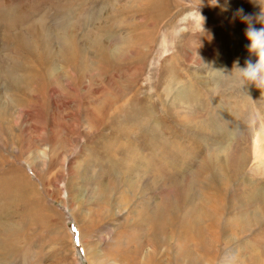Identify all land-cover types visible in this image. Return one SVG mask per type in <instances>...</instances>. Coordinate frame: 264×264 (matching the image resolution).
I'll return each mask as SVG.
<instances>
[{
	"label": "rangeland",
	"instance_id": "374dc122",
	"mask_svg": "<svg viewBox=\"0 0 264 264\" xmlns=\"http://www.w3.org/2000/svg\"><path fill=\"white\" fill-rule=\"evenodd\" d=\"M214 3L0 0V264H92L89 251L121 264L115 239L135 235L151 206L176 207L171 234L191 223L196 250L200 218L217 217L209 193L224 202L217 255L174 238L173 264L264 252V214L251 217L264 187L254 150H264V89L240 87L239 72L257 61L240 14L259 30L264 0Z\"/></svg>",
	"mask_w": 264,
	"mask_h": 264
},
{
	"label": "bare ground",
	"instance_id": "6f19581e",
	"mask_svg": "<svg viewBox=\"0 0 264 264\" xmlns=\"http://www.w3.org/2000/svg\"><path fill=\"white\" fill-rule=\"evenodd\" d=\"M26 19V18H25ZM23 20V19H22ZM34 28V27H33ZM26 30V29H24ZM35 30V29H34ZM34 32V31H33ZM26 34V32H25ZM4 55V54H3ZM8 56V55H7ZM3 57V56H2ZM4 61V60H3ZM4 63V62H3ZM2 70V69H1ZM6 70V69H4ZM12 70V69H11ZM3 71V70H2ZM258 140V139H257ZM127 146V145H126ZM255 147V144H253V148ZM120 150V149H118ZM255 153L257 155V159L259 161V163L261 162V159L264 157V150L263 148H260L259 145L258 147H256L255 149ZM117 151V150H115ZM120 152V151H119ZM147 152V151H146ZM81 153V152H80ZM150 154V153H148ZM112 155V154H111ZM108 156V155H107ZM155 156V155H154ZM109 157V156H108ZM111 157V156H110ZM146 157V155L144 156ZM143 158V157H142ZM116 159V158H115ZM2 160V159H1ZM3 162V161H2ZM150 162V161H149ZM117 163V162H116ZM120 163V162H119ZM117 163V164H119ZM1 164V163H0ZM242 164V163H241ZM108 166V165H107ZM19 168V165L18 167ZM263 169H264V166H263ZM133 170V169H132ZM14 171V170H12ZM15 172V171H14ZM18 172V171H17ZM115 172V171H114ZM131 172V171H130ZM12 173V172H11ZM107 174V173H106ZM128 174V173H127ZM135 174V173H134ZM132 176V175H131ZM137 176V175H136ZM11 177V176H10ZM140 179V178H139ZM14 181V179H12ZM17 181V180H16ZM133 181V180H132ZM142 181V180H141ZM139 183V182H138ZM150 182H145V185L149 188L151 187V185L149 184ZM141 184V183H140ZM153 184V183H152ZM36 189L34 188V191ZM39 191V190H38ZM6 194V192H5ZM10 194V193H9ZM7 195V194H6ZM22 198H23V194L21 195ZM34 195H28L26 196L25 198L26 199H31V198H34L33 197ZM36 196V195H35ZM255 196L257 198H259V206L258 207H254V210L252 212V216L251 217H256L258 218V216L264 214V187H261L256 193H255ZM160 197V196H158ZM205 199L207 200V202L209 203V206L207 207L209 210H212V212H210L213 216H215V214L217 215L216 218L210 220L212 217L211 215L207 214L203 217H201L200 219L204 218L205 220H208V223L206 224V226L203 228L202 224H201V227L203 228L201 230V236H200V241L202 240V245H201V248H196L195 250V246H197L196 242H197V239L195 237V235L197 234V231H194V227L192 226L191 223H188L186 228L184 230H182L181 232H178L177 234H171L172 233V228H170L171 226V223H172V219H170L168 216H166V213H171V215L173 214L172 212H174V208L176 207H165V212L161 213V212H157L158 210L156 208H154L153 206H151L149 209H148V216H141L139 218L136 219L137 221V226L140 228L139 230H137V233L134 235V234H130V235H133V236H130L129 238L125 237L124 239V242H123V239H115V244H118L120 243L121 246H119L117 249L114 250V253L115 255H120L121 257V261L122 263L121 264H158V255L160 254H156L155 255V252H156V248L155 247V244H154V240H165L166 241H163V244H164V251H163V254H164V257H165V261L161 264H173L169 254V251H170V246L172 244V241L174 240V238L177 239L178 244H174V246L179 249V250H184L185 252H189L191 255L195 252H199L200 255H204L206 253H208L210 255V252L213 251V253L211 255H217V252H215L214 250L216 249V243H218L220 241V235L218 233V226L219 224L217 225L218 221L220 220V217L222 215V213H219L217 212V205H221L223 206L224 202H221V198L218 197V195L214 194V193H209V194H206L205 196ZM171 201V200H170ZM32 201H30L31 203ZM34 202V200H33ZM156 202V201H155ZM162 202V201H161ZM167 202V201H166ZM159 204V203H158ZM160 205V204H159ZM166 206V204H165ZM29 207H32V205L29 204ZM26 208V207H25ZM28 210V209H27ZM29 210H31V208H29ZM177 210V209H176ZM175 210V211H176ZM28 212V211H27ZM32 212V211H31ZM34 213V212H33ZM178 214V213H177ZM35 215V213H34ZM86 218H88V215L85 214L84 215ZM174 217V215H172ZM177 216V215H175ZM77 218V217H76ZM84 218V219H86ZM263 218V217H262ZM82 218H80L79 221H81ZM90 219V218H89ZM264 219V218H263ZM10 220V219H9ZM135 221V220H134ZM78 222V220H77ZM83 222V221H82ZM126 222V221H125ZM167 222V229L166 230H161L160 227L157 228L158 225L160 224H164ZM233 223V225L236 223L234 222H231L229 223V225H231ZM9 224V223H8ZM10 224H13V223H10ZM80 228H84V227H87L85 226L84 224V227L78 222ZM249 224V223H248ZM90 225V224H89ZM132 225V224H131ZM12 226V225H11ZM60 226V225H58ZM135 226V225H134ZM133 226V228H134ZM162 226V225H161ZM221 226V224H220ZM10 227V226H9ZM14 227V226H13ZM233 227V226H232ZM1 228V227H0ZM6 228V227H4ZM79 228L80 230V234L83 235V232L81 231V229ZM93 228V227H92ZM90 228V229H92ZM220 228V227H219ZM227 229L228 226H226ZM234 228V227H233ZM10 229V228H9ZM89 229V230H90ZM116 229V228H115ZM60 230V229H59ZM117 230V229H116ZM135 230V229H134ZM62 231V230H61ZM86 232V231H85ZM176 232V231H175ZM230 233V231H227ZM226 232V233H227ZM111 233V232H110ZM115 233V232H114ZM113 233V234H114ZM119 233V232H117ZM204 233H206L204 235ZM224 233L223 235V240H228L230 238V236H227V234ZM116 234V233H115ZM114 234V235H115ZM231 234V233H230ZM92 235V234H90ZM112 235V236H114ZM122 235V233H121ZM88 236V235H87ZM117 236V235H116ZM203 236V238H201ZM234 236V234H233ZM123 237V235H122ZM8 238V237H7ZM68 239V238H67ZM4 240V239H3ZM88 240V239H87ZM91 240V239H89ZM93 238H92V241L93 242ZM5 241L6 238H5ZM65 242V241H64ZM137 243H141V244H144V243H147L148 246H147V251H143L141 252L140 254H138V256L136 255V252H137V249L139 250L140 248L139 247H135V244ZM89 244V243H88ZM96 244V243H95ZM98 244V242H97ZM162 244V243H161ZM123 245L126 246V248L124 249L123 248ZM160 245V243H158V246ZM116 245L112 244L111 247H115ZM199 246V245H198ZM1 247V246H0ZM135 247V248H134ZM2 248V247H1ZM93 249V248H92ZM141 250V249H140ZM129 251L126 255L125 253ZM62 252V251H61ZM133 254V255H132ZM88 255H91V262L92 264H97V262L95 261V258L93 257V253L92 252H88ZM129 255H132V257L128 258ZM207 255V254H206ZM17 259V258H16ZM152 259H153V262H152ZM14 263V261H13ZM228 264H232L231 262H228ZM238 264H264V252H260V251H251L248 253L247 257L244 258L243 260H241Z\"/></svg>",
	"mask_w": 264,
	"mask_h": 264
},
{
	"label": "clouds",
	"instance_id": "9594fccd",
	"mask_svg": "<svg viewBox=\"0 0 264 264\" xmlns=\"http://www.w3.org/2000/svg\"><path fill=\"white\" fill-rule=\"evenodd\" d=\"M214 4L220 6L222 10H226L227 0H224V4H218V0H215ZM240 13L242 10H237V14ZM240 19L247 24L245 36L249 41L248 48L257 57L255 64L248 63L246 68L239 70L242 81L240 87L246 83H254L255 86L264 89V59H262L264 58V26L257 30L252 27L249 16L240 14ZM257 20L264 25V14L257 17Z\"/></svg>",
	"mask_w": 264,
	"mask_h": 264
}]
</instances>
